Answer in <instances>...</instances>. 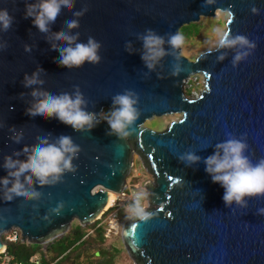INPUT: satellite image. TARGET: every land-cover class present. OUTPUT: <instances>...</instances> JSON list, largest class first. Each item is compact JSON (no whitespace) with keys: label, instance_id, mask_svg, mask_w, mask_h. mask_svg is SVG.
<instances>
[{"label":"water","instance_id":"obj_1","mask_svg":"<svg viewBox=\"0 0 264 264\" xmlns=\"http://www.w3.org/2000/svg\"><path fill=\"white\" fill-rule=\"evenodd\" d=\"M37 2L0 0V10L14 18L7 31L0 25V179L7 175L4 157L24 161V150L40 139L55 143L61 135L70 136L81 152L73 160L76 171H66L59 182L41 186L32 177L29 185L20 178L29 193H39L35 199L13 196L7 201L0 184V253L5 249L1 236L12 228L21 230L23 241L41 246L65 235L73 221L82 227L95 223L109 193L126 188L132 155L138 152L154 178L145 184L153 206L148 210L154 215L147 222L130 219L124 225L123 244L136 264H264V215L258 213L264 198L246 197L247 207H227L224 189L212 182L203 163L229 134L246 137V155L253 163L264 159V0H74L73 9H62L49 33L25 18L27 5ZM217 11L231 12L226 30L232 38L247 37L255 49L216 47L193 62L179 49L183 71L178 76L171 75L176 62L172 55L152 71L145 67L139 36L147 29L167 39L168 33L180 32L201 17H215ZM73 19L79 27L68 30L66 21ZM61 31L78 33L76 42L93 37L101 44L100 63L59 66L53 45L67 46L54 37ZM165 50L172 51L167 44ZM243 51L251 54L233 67L237 52ZM38 69H43L37 76L43 83L24 87L25 76L31 78ZM196 74L205 77V89L188 98L184 86ZM77 87L87 102L85 110L100 121L90 133L55 118L26 114L35 102L33 90L74 97ZM126 89L139 95L141 116L135 133L119 140L108 135L109 125L101 116ZM171 114L182 117L163 132L144 127L154 117ZM15 136L19 143L10 139ZM189 151L201 162L191 167L181 163L178 157Z\"/></svg>","mask_w":264,"mask_h":264},{"label":"clouds","instance_id":"obj_2","mask_svg":"<svg viewBox=\"0 0 264 264\" xmlns=\"http://www.w3.org/2000/svg\"><path fill=\"white\" fill-rule=\"evenodd\" d=\"M74 7V0H38L37 3L28 4L25 18H31L34 27L41 33H49L50 25L54 24L61 14L62 9L71 10ZM87 11V8L84 9ZM252 12L258 13L253 7ZM74 16H82L83 12H73ZM232 13L228 12L227 16L232 17ZM13 17L8 11L0 10V25L4 31H7L12 23ZM68 30L79 27V21L76 19L66 21ZM217 37V49L233 48L239 46L241 49H255L256 44L250 42L247 37L237 35L234 38L227 30L215 29ZM57 41L66 44V47L57 48L53 45V49L59 52V66L66 68H80L85 62L97 65L100 63L101 57L98 51L101 44L93 37L89 36L87 43L76 42L79 34L71 35L69 31H61L54 34ZM142 41L143 51L141 59L145 67L152 71L160 62L169 55L174 56L175 63L172 65V76H178L183 68L181 67L180 57L176 55L185 43L184 36L179 32L168 33L167 39L157 34L154 30L147 29L145 34L139 36ZM165 44L172 50H165ZM131 50V45L127 46ZM212 49H208L210 54ZM251 53L248 51L237 52L233 67L248 57ZM221 56L219 59H223ZM39 71L34 73L31 78L27 75L24 78V87H31L34 84L43 83L37 79ZM23 93L21 97H23ZM30 95L34 98V103L26 109V114L43 119H58L64 125L70 126L77 132H91L98 124L96 113L85 110L87 102L80 92L79 88L75 92V96L68 93L60 95H52L47 92L33 90ZM139 95L132 90H125L122 94H117L112 98V108L101 119L107 122L110 131L108 135H115L119 140H124L135 133V124L141 116L138 108ZM14 142L19 143L20 137H10ZM249 145L246 137L236 138L229 134L225 142L219 143L215 147L214 154L203 159L206 173L211 177L212 182L219 184L224 189L223 201L227 207L233 203L241 207H247L245 198H264V159L253 163L246 152ZM28 152L24 161L13 160L12 156L4 157L3 168L7 175L0 179V184L4 186V198L12 201L13 196L24 197L25 199H35L39 193L32 191L31 193L25 188L21 182V177L32 184V177L39 185H47L49 183L59 182L63 173L76 171L73 160L78 159L81 148L74 144L70 136L61 135L57 142L49 143L47 139H40L39 143L34 145ZM13 155H19L14 153ZM179 161L188 167L201 162L202 158L194 152H185L178 157ZM176 184L181 185V178H176ZM11 185V187H9ZM133 203L128 206V219H135L143 222L149 221L154 213L149 211V203L147 191L134 192ZM60 207H63L61 205ZM57 215H59L58 210ZM258 213L264 215V209H259Z\"/></svg>","mask_w":264,"mask_h":264},{"label":"rangeland","instance_id":"obj_3","mask_svg":"<svg viewBox=\"0 0 264 264\" xmlns=\"http://www.w3.org/2000/svg\"><path fill=\"white\" fill-rule=\"evenodd\" d=\"M227 18L228 16L226 12L217 11L215 17H201L198 22L187 25L189 27V36H184L185 43L181 48V55L193 62L200 54L208 51V49L211 48L214 50L217 47V37L214 30H226ZM204 80L205 77L201 74L192 76L184 86L186 97L197 98L205 89ZM108 111V109L105 110L103 114ZM181 117L182 116L178 114L154 117L147 121L144 124V127L156 132H163L172 122L179 121ZM132 161V170L126 180L127 187H129V190L132 192H148L145 184L148 182H154L153 176L143 167L141 155L138 152H133ZM148 203L149 208H153V206L150 205L149 200ZM128 206L129 205H126V207L119 210L118 222L115 223L116 228L111 232L108 231L107 225L104 224L101 233L91 234L95 223L82 227L78 221H73L67 233L54 240L57 244L84 235L80 244L73 250V252H71L67 264H100L104 260L109 259H112L113 264H136L126 251L122 240L124 225L130 220L127 218L129 215L127 212ZM54 242H51L45 247H41V249L45 248L46 251H50L48 256L49 259L51 256L56 255V253L51 251V245ZM35 250H39L38 245H35ZM11 252L12 249H10L9 253L11 254ZM97 253H99V255H97Z\"/></svg>","mask_w":264,"mask_h":264},{"label":"built area","instance_id":"obj_4","mask_svg":"<svg viewBox=\"0 0 264 264\" xmlns=\"http://www.w3.org/2000/svg\"><path fill=\"white\" fill-rule=\"evenodd\" d=\"M134 192L129 190V187L126 186V188L121 192L117 194V199L113 207L105 211L95 222L98 227H103L104 224L107 225L108 231H112L115 228H113L112 224L118 222V215L119 210L123 207H126V205H131L133 203V194ZM93 233V231H91ZM3 243L5 244V249L0 253V264H38L40 263V258L38 255L32 257L29 262H22L19 261L8 252V245L9 244H25V245H32L29 243V241L25 240L23 241V235L19 228H12L10 231L5 232L1 236ZM56 240V239H55ZM54 242V241H53ZM51 243V242H50ZM46 243L41 245V247H45L46 245L50 244ZM43 253H46V249H42ZM57 261H54L50 264H57Z\"/></svg>","mask_w":264,"mask_h":264},{"label":"trees","instance_id":"obj_5","mask_svg":"<svg viewBox=\"0 0 264 264\" xmlns=\"http://www.w3.org/2000/svg\"><path fill=\"white\" fill-rule=\"evenodd\" d=\"M180 33L183 34V36H189V27L184 26L180 30ZM103 230V227H98L97 224L93 225L92 231L94 233H101ZM88 234V233H87ZM84 235L77 236L74 239L70 241H63L60 243H53L51 245L54 253H56L55 256H51L49 259V253L50 251H47L46 253L42 252L41 246H39V250H35V245H25V244H9L8 245V252L10 249H12L11 254L15 256V258L22 262H29L30 259L36 255L39 256L40 263L38 264H50L54 261H57V264H67L68 259H70V254L73 252L74 249L80 244V241L82 240ZM99 255V253H97ZM100 264H113L112 259L104 260Z\"/></svg>","mask_w":264,"mask_h":264},{"label":"bare ground","instance_id":"obj_6","mask_svg":"<svg viewBox=\"0 0 264 264\" xmlns=\"http://www.w3.org/2000/svg\"><path fill=\"white\" fill-rule=\"evenodd\" d=\"M227 20H228V18L226 19V22H227ZM204 81H205V80H204ZM116 199H117V193L110 192V193H109V198H108V203H107L105 209L103 210V213H104L105 211H107L108 209H110L111 207L114 206V204H115V202H116ZM103 213H102V214H103ZM102 214H101V215H102ZM101 215H100V216H101ZM112 226H113V228H116L115 223H113ZM3 249H4V248H3Z\"/></svg>","mask_w":264,"mask_h":264}]
</instances>
